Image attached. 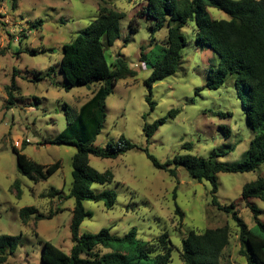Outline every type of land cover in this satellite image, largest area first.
<instances>
[{
    "label": "rangeland",
    "instance_id": "rangeland-1",
    "mask_svg": "<svg viewBox=\"0 0 264 264\" xmlns=\"http://www.w3.org/2000/svg\"><path fill=\"white\" fill-rule=\"evenodd\" d=\"M101 5L126 13L120 23V38L105 48L109 65L116 63L120 54L137 73L120 80L107 98V119L94 147L106 148L111 139L117 141L125 136L147 149L161 164L179 154L208 159L217 153L220 156L214 157L216 161L231 166L248 156L252 139L245 113L248 93L240 82L237 86L233 76H228L218 90L205 88L209 65L213 62L217 65L218 57L198 47L193 23L183 28L188 46L181 68L175 76L155 83L150 93L145 82L152 70L140 61V48L145 46V52L151 51L154 56L158 49L156 44L151 45L152 21L143 15L145 0H0V235H23L17 251L5 264H42L44 242L68 254L73 246L70 225L75 200L44 195H48L51 187L62 191L64 196L69 194L72 159L77 150L73 146L43 142L66 128L64 104L78 111L99 88V84L93 83L66 90L60 62L63 46L98 18ZM134 17L140 23L137 33L129 28ZM209 18L229 20L218 9H210ZM154 36L156 43L163 46L167 29ZM52 69L53 82L46 76ZM14 77L18 91L14 92L11 105L6 87ZM150 96L154 108L147 100ZM173 109L180 113L170 118L168 114ZM163 117L167 121L148 141L144 125ZM187 143L193 145L192 150L183 148ZM13 147L43 165L60 161L61 168L48 180L35 183L18 171ZM90 164L100 172L110 170L114 174L113 182L93 184L92 190L114 192L117 203L108 210L103 202L84 201L92 217L83 221L80 235L97 234L102 228H109L115 236L135 230L138 240L152 241L166 232L173 245L169 264H184L180 256L182 241L191 230L200 233L228 225L230 243L221 263L247 264L239 255V230L233 215L211 204L210 182H198L183 167H178L177 177H172L156 168L146 151L140 149L117 159L91 155ZM260 176L264 178V165L255 172L220 173L217 180L220 204L234 203L241 219L254 230L257 226L253 214L241 197L244 185ZM17 181L21 198L14 188ZM251 203L263 211L260 218L264 221V202L253 199ZM24 207H36L44 215L59 207L63 211L50 220L32 218L24 225L19 217ZM177 207L182 217L176 213ZM100 249L104 254L112 252ZM258 256L264 259L261 254Z\"/></svg>",
    "mask_w": 264,
    "mask_h": 264
},
{
    "label": "trees",
    "instance_id": "trees-1",
    "mask_svg": "<svg viewBox=\"0 0 264 264\" xmlns=\"http://www.w3.org/2000/svg\"><path fill=\"white\" fill-rule=\"evenodd\" d=\"M143 15L151 22V45L156 44L158 53L145 52L141 46L140 61L152 70L146 80L150 89L157 82L175 76L184 61V51L188 41L183 28L194 24L198 36V47L214 53L218 57L217 65H209L205 77V88L220 89L228 76H233L248 93V106L245 108L246 118L252 132L248 156L236 165H226L214 159V153L208 159H200L191 154L176 155L161 164L155 157L142 149L125 136L117 141L111 139L106 148H96L94 143L102 132L107 119L106 100L112 94L118 82L127 77L136 76V70L129 66L119 54L116 63L109 65L105 48L113 46L120 38V23L126 13L108 6L99 7V16L93 20L81 34L71 43L63 46L60 62V73L65 80L64 88L99 84L92 97L78 111L64 104L66 128L53 138L45 139L44 144L57 146H73L76 153L72 159V186L67 196L62 191L51 187L48 195L59 199H74L72 210L71 234L73 246L66 253L50 242L43 243L42 264H169L172 260L173 245L168 233H163L152 241H141L136 238V231L131 230L124 236L112 235L109 228H102L97 234H79V228L86 218L92 217L83 205L84 201L103 202L105 207L113 209L117 203L114 192L96 193L93 184L106 185L114 181L110 170L100 172L90 164V156L102 159H117L128 151L140 149L146 151L152 164L165 170L172 177H177V168L183 167L198 182L208 181L212 184V206L233 215L239 230V255L247 264H264L258 254L264 257V221L260 218L263 211L251 203L253 199L264 202V178L246 183L242 190V200L247 203L256 223V230L249 228L241 219L240 211L234 203L222 206L218 200L217 180L220 173L255 172L264 165V0H145ZM210 9H218L229 16V20L209 18ZM129 28L137 33L140 23L137 17L130 20ZM167 29L163 46L155 40V33ZM125 42H128L126 39ZM151 46V47H152ZM150 47V48H151ZM47 73L51 79V72ZM41 80V77L38 78ZM53 82V80L51 79ZM9 104H13L14 92L18 91L15 77L12 84L6 87ZM242 98V92L239 91ZM148 102L152 108L155 103L151 96ZM180 110L173 109L168 117L175 118ZM167 117L159 118L151 124L144 125V134L150 141L159 128L165 124ZM229 133V132H228ZM227 133V134H228ZM229 135V134H228ZM184 149L192 150L193 145L187 143ZM13 152L17 158L18 171L35 183L48 180L60 168L61 162L43 165L30 159L16 147ZM17 197L21 198L20 183L14 184ZM61 207L44 215L36 207H24L19 217L24 225L34 218L52 219L61 213ZM176 213L183 216L180 208ZM20 235H0V264H5L14 254L22 241ZM230 243L229 226L207 229L203 232L191 230L182 241L180 251L184 264H222V256ZM100 248L112 249L103 253Z\"/></svg>",
    "mask_w": 264,
    "mask_h": 264
}]
</instances>
